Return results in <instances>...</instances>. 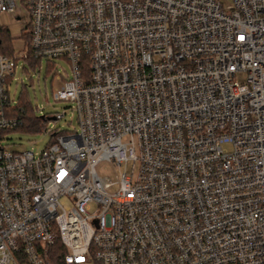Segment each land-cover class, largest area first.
<instances>
[{
    "label": "built area",
    "instance_id": "2783aa9c",
    "mask_svg": "<svg viewBox=\"0 0 264 264\" xmlns=\"http://www.w3.org/2000/svg\"><path fill=\"white\" fill-rule=\"evenodd\" d=\"M0 29V264H264V0H0ZM29 58L78 117L39 154L3 145Z\"/></svg>",
    "mask_w": 264,
    "mask_h": 264
},
{
    "label": "rangeland",
    "instance_id": "374dc122",
    "mask_svg": "<svg viewBox=\"0 0 264 264\" xmlns=\"http://www.w3.org/2000/svg\"><path fill=\"white\" fill-rule=\"evenodd\" d=\"M223 2L226 5L231 4V0H223ZM1 21L8 24L13 30L21 27L8 16L1 18ZM71 72V65L66 59L49 60L44 58L36 69L28 61L20 60L16 69V78L10 85L12 99L18 100L22 94L30 96L37 116L54 117L66 110L65 116L61 120H48L45 127L47 130L72 131L78 128L77 112L71 108L74 107V104L56 101L53 93L62 84L57 76L60 75L64 79H68ZM4 134L3 145L18 152L34 151L39 154L52 143L51 134L45 130L35 134L22 131L5 132ZM98 172L101 176L115 178L114 168L109 162L100 163ZM62 203L66 206L71 205V201L66 197L62 199Z\"/></svg>",
    "mask_w": 264,
    "mask_h": 264
},
{
    "label": "trees",
    "instance_id": "16d2710c",
    "mask_svg": "<svg viewBox=\"0 0 264 264\" xmlns=\"http://www.w3.org/2000/svg\"><path fill=\"white\" fill-rule=\"evenodd\" d=\"M0 53L5 55H12L13 47H12V39L9 31H5L0 29ZM42 60H34L33 58H29L28 62L32 65L34 69L39 65ZM14 115L20 120V124L14 128L6 130L5 132L11 131H22L29 134H35L41 132L43 130H47L46 123L48 120H53L54 117L49 116H37L36 110L33 107L30 96L23 95L17 100V104L14 106ZM4 132V133H5ZM53 132L51 133L52 136ZM53 137L52 141L53 142ZM57 263L61 264V261L57 260Z\"/></svg>",
    "mask_w": 264,
    "mask_h": 264
}]
</instances>
